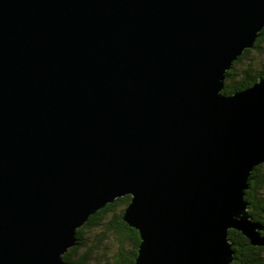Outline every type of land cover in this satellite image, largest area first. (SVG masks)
Instances as JSON below:
<instances>
[{"label": "water", "instance_id": "obj_1", "mask_svg": "<svg viewBox=\"0 0 264 264\" xmlns=\"http://www.w3.org/2000/svg\"><path fill=\"white\" fill-rule=\"evenodd\" d=\"M263 28L264 0H0V264H66L125 195L134 264L264 248V77L223 92Z\"/></svg>", "mask_w": 264, "mask_h": 264}, {"label": "trees", "instance_id": "obj_2", "mask_svg": "<svg viewBox=\"0 0 264 264\" xmlns=\"http://www.w3.org/2000/svg\"><path fill=\"white\" fill-rule=\"evenodd\" d=\"M261 77H264V28L254 46L246 49L227 71L223 92L232 94L244 90ZM251 176L245 199L254 219L264 225V164L256 166ZM130 201L131 195L119 197L91 215L77 230L76 245L65 253L66 264H134L141 236L124 220ZM95 227L100 228L99 239L91 245L87 233ZM230 240L236 250L232 264H264V248L252 245L245 235L234 229L230 230ZM98 252L102 261L97 257Z\"/></svg>", "mask_w": 264, "mask_h": 264}, {"label": "rangeland", "instance_id": "obj_3", "mask_svg": "<svg viewBox=\"0 0 264 264\" xmlns=\"http://www.w3.org/2000/svg\"><path fill=\"white\" fill-rule=\"evenodd\" d=\"M262 164H264V163H262ZM99 229L97 227H95V228H93L92 230H90L87 233V237H88V240H89V243L88 244L94 245V241L95 242H98V239H99V236H98ZM98 251H100V250H98ZM98 254H99V252H98ZM97 257H98L99 261H102V255L101 254H99ZM97 263H99V262H97Z\"/></svg>", "mask_w": 264, "mask_h": 264}]
</instances>
